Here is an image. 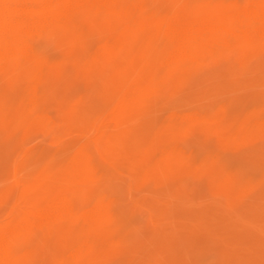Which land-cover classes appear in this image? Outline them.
<instances>
[{"label":"rangeland","instance_id":"1","mask_svg":"<svg viewBox=\"0 0 264 264\" xmlns=\"http://www.w3.org/2000/svg\"><path fill=\"white\" fill-rule=\"evenodd\" d=\"M118 2L36 36L55 72L37 95L26 57L0 72L10 264H264V36L192 61L166 35L175 14L248 24L264 0Z\"/></svg>","mask_w":264,"mask_h":264},{"label":"bare ground","instance_id":"2","mask_svg":"<svg viewBox=\"0 0 264 264\" xmlns=\"http://www.w3.org/2000/svg\"><path fill=\"white\" fill-rule=\"evenodd\" d=\"M118 1L0 0V62L4 63L0 72L13 70L17 65L15 59L26 57L35 65L34 72L37 82L33 91L37 95L46 80L54 78L55 72L54 70L50 71L46 56L42 53L41 48L33 43L36 36L45 31L58 29L62 22L69 23L71 27L82 26L90 17L89 14H83V10L100 8L102 12L112 13L117 10ZM134 1L138 3V11L143 9L144 12L145 5H140L142 0ZM247 16L252 20L250 23L241 21L231 25L219 18L202 22H188L179 14H175L167 23L166 35L175 54L183 59H192L196 58L198 53L211 46L219 45L230 37L243 36L246 39L247 33L250 31L256 35L264 36V13L262 10L256 7ZM64 207L71 210L73 202L68 199L57 201L42 213V217L51 216V213L55 211L57 213ZM11 252L12 237L0 234V264H10Z\"/></svg>","mask_w":264,"mask_h":264}]
</instances>
